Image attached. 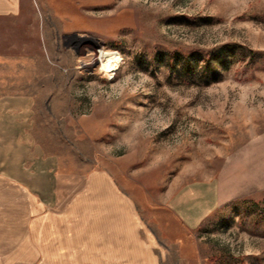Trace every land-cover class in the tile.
<instances>
[{
  "label": "rangeland",
  "instance_id": "1",
  "mask_svg": "<svg viewBox=\"0 0 264 264\" xmlns=\"http://www.w3.org/2000/svg\"><path fill=\"white\" fill-rule=\"evenodd\" d=\"M36 1L46 65L32 49L31 132L58 159L60 203L84 196L79 232L126 215L108 190L86 207L90 179L106 173L159 264H264V0ZM212 176L231 195L186 228L164 202Z\"/></svg>",
  "mask_w": 264,
  "mask_h": 264
},
{
  "label": "crops",
  "instance_id": "2",
  "mask_svg": "<svg viewBox=\"0 0 264 264\" xmlns=\"http://www.w3.org/2000/svg\"><path fill=\"white\" fill-rule=\"evenodd\" d=\"M35 4L0 0V264H159L156 238L108 174H93L88 184L93 202L86 207L99 204L96 199L108 190L121 196L126 215L101 224L102 234L95 232L100 223L95 217L96 228L78 230L83 195L60 203L58 159L32 136L36 94L24 86L32 79V49L46 65L47 30ZM229 190L223 177L212 176L182 183L164 204L193 229L228 199Z\"/></svg>",
  "mask_w": 264,
  "mask_h": 264
},
{
  "label": "bare ground",
  "instance_id": "3",
  "mask_svg": "<svg viewBox=\"0 0 264 264\" xmlns=\"http://www.w3.org/2000/svg\"><path fill=\"white\" fill-rule=\"evenodd\" d=\"M96 51L95 62H98L99 66L104 69L105 72H113L116 65L110 61L111 52L102 48H99ZM90 63L88 65H91Z\"/></svg>",
  "mask_w": 264,
  "mask_h": 264
},
{
  "label": "trees",
  "instance_id": "4",
  "mask_svg": "<svg viewBox=\"0 0 264 264\" xmlns=\"http://www.w3.org/2000/svg\"><path fill=\"white\" fill-rule=\"evenodd\" d=\"M172 58H174V56L172 55Z\"/></svg>",
  "mask_w": 264,
  "mask_h": 264
}]
</instances>
